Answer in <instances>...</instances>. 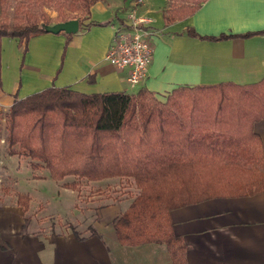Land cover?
I'll use <instances>...</instances> for the list:
<instances>
[{
	"label": "crops",
	"instance_id": "1",
	"mask_svg": "<svg viewBox=\"0 0 264 264\" xmlns=\"http://www.w3.org/2000/svg\"><path fill=\"white\" fill-rule=\"evenodd\" d=\"M134 1L97 0L73 34L44 33L26 43L3 37L0 114L16 99L52 86L81 94L146 89L166 100L179 87L249 85L264 79V34L234 36L264 31V0H205L192 15L169 23V2L165 6V0H142L137 14L152 18L144 29L151 33L154 52L146 79L130 85L127 69L111 66L105 55L115 29L128 24L124 8L130 9ZM221 35L228 38L210 39ZM253 132L264 148V120L254 123ZM13 157L0 159L8 180L49 179H32L28 165L22 167ZM125 210L103 208L94 233L78 236L68 231L38 233L25 222L20 205H2L0 264H173L163 244H119L112 221ZM170 220L184 244L186 264H264V193L186 205L172 210Z\"/></svg>",
	"mask_w": 264,
	"mask_h": 264
},
{
	"label": "trees",
	"instance_id": "2",
	"mask_svg": "<svg viewBox=\"0 0 264 264\" xmlns=\"http://www.w3.org/2000/svg\"><path fill=\"white\" fill-rule=\"evenodd\" d=\"M8 1L0 0V46L3 37L26 43L56 23L79 24L97 0L69 2L73 13L85 10L82 18H65L60 5L56 19L26 10L10 19ZM204 1L173 0L166 22L192 15ZM255 34L264 31L234 36ZM7 112L9 154L35 161L32 166L45 168L52 180L131 179L137 194L113 224L116 238L124 246L163 244L173 264L186 261L184 244L172 231V210L264 193V148L253 132L264 120V79L179 87L165 102L146 89L81 94L52 86L16 99Z\"/></svg>",
	"mask_w": 264,
	"mask_h": 264
},
{
	"label": "rangeland",
	"instance_id": "3",
	"mask_svg": "<svg viewBox=\"0 0 264 264\" xmlns=\"http://www.w3.org/2000/svg\"><path fill=\"white\" fill-rule=\"evenodd\" d=\"M70 1L72 0H39L35 3H28L25 0H9L7 14L12 19L15 13H19L21 17L23 11L26 10L36 16L46 13L56 19L58 8L60 5H64L65 18L73 16L82 18L85 10L80 8L78 12L73 13L68 10ZM160 1L163 0H153L155 3ZM165 1L166 6L168 2L170 3L173 0ZM186 1L192 3L202 0ZM129 11L128 7L124 8L126 14ZM137 16L141 17L145 24L152 20L147 13L141 14L138 11ZM158 100L166 101L160 98ZM7 111L0 114V159L4 160L6 156H14L13 158L19 160L22 167L28 165L25 167L29 168L28 171L31 173L32 179H42L43 177L51 179L45 168L32 166L35 161L17 153L9 154L6 139ZM0 174H2L0 181V207L2 205H20L24 212L25 222L29 223L30 227L33 226L38 233L68 231L78 236L93 234L94 222L97 224L102 223L100 212L103 208L115 205L123 211L137 194L133 181L126 178H109L91 182L69 176L57 182L52 179H48L46 182H34L31 180L29 182H14V179L8 180V173L4 172L1 166ZM72 183H75V189L70 187ZM115 220L112 221V224H114Z\"/></svg>",
	"mask_w": 264,
	"mask_h": 264
},
{
	"label": "built area",
	"instance_id": "4",
	"mask_svg": "<svg viewBox=\"0 0 264 264\" xmlns=\"http://www.w3.org/2000/svg\"><path fill=\"white\" fill-rule=\"evenodd\" d=\"M142 0H135L126 14L129 20L123 28H116L113 42L105 61L117 69H127L126 81L130 85L142 83L152 62L154 45L150 32L144 29V20L137 16V7Z\"/></svg>",
	"mask_w": 264,
	"mask_h": 264
},
{
	"label": "water",
	"instance_id": "5",
	"mask_svg": "<svg viewBox=\"0 0 264 264\" xmlns=\"http://www.w3.org/2000/svg\"><path fill=\"white\" fill-rule=\"evenodd\" d=\"M48 33L58 34L60 32H64L67 34H73L78 30V21L77 20H69L62 23H56L52 26L46 27Z\"/></svg>",
	"mask_w": 264,
	"mask_h": 264
}]
</instances>
